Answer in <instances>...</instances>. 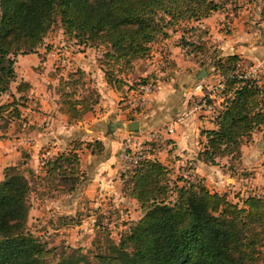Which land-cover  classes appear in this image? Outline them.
<instances>
[{"label": "trees", "instance_id": "trees-1", "mask_svg": "<svg viewBox=\"0 0 264 264\" xmlns=\"http://www.w3.org/2000/svg\"><path fill=\"white\" fill-rule=\"evenodd\" d=\"M227 1L0 0V96L16 79L14 57L20 51L36 52L57 22L66 39L83 46L105 47L100 59L104 79L121 91L116 72L146 56L151 42L167 38L168 30L183 21L210 16ZM260 14L264 18V6ZM188 44L201 54L210 52L205 41ZM238 61L237 54L223 56L215 49L208 61L222 77L224 100L214 119L216 129L201 130L205 141L197 159L207 164L224 156L238 160L241 146L252 132L264 128V84L247 76ZM85 76L77 69L60 81L71 86L70 91L61 93L64 100L76 94L77 84L89 92L71 102L77 119L92 111L100 97L96 88L88 89ZM30 87L28 82L18 81L15 91L19 96L0 101V130L10 120L21 119L20 106ZM141 111L136 108L135 112ZM93 141V145L86 144L91 153H104L103 143ZM79 149L80 145H74L71 150L41 158L44 174L38 178L55 188L51 180L57 176L60 194L75 192L86 179ZM17 165L4 167L0 180V264H257L264 253V197L249 195L239 205L226 193L211 191L197 176L179 177L182 183L178 184L171 181L168 166L156 158L142 159L122 174L121 192L135 199L143 214L121 233L119 241L107 236L104 242L98 240L93 251H57V246L48 247L27 226L33 177L25 176Z\"/></svg>", "mask_w": 264, "mask_h": 264}, {"label": "crops", "instance_id": "crops-1", "mask_svg": "<svg viewBox=\"0 0 264 264\" xmlns=\"http://www.w3.org/2000/svg\"><path fill=\"white\" fill-rule=\"evenodd\" d=\"M228 5L208 17L195 21L192 25L194 29L186 34L175 28L176 31L169 38L172 34V31H169L170 35L161 43L167 52L163 51L158 57L164 65L161 71L165 75L163 80L157 82L155 90L148 97L147 105L138 114V121L141 131L153 133L150 141L155 143L146 145L147 157L156 158L168 168L174 167L181 173L189 166V176L201 178L211 191L223 193L229 192L230 189H239L242 192L248 191V194L254 193L251 191L256 187L264 186L262 127L255 129L250 139L241 146L238 160L232 162L229 156H224L217 158L215 164H207L197 159L205 141L201 130L216 129L214 118L201 111L199 106L207 94L212 96L218 109H221L224 100L222 77L212 66L206 68L208 63L202 64L203 60L209 61L214 49L223 56L237 54L239 67L244 72L255 68L260 83L264 84V39L262 35L258 36L259 32H264L261 9L257 12L258 21H250L246 19V13L249 11L247 5H244V8H230ZM248 24L255 25L256 28L251 30ZM60 36L61 39L49 41L53 44L52 48L44 47L46 44L43 43L36 52L16 57V79L12 82L13 87L21 80L28 82L31 87L26 94V106L21 111L22 119L18 133L7 138L0 137V180L4 167L19 163H24L26 173L36 172L43 175L40 160L53 154L47 150L49 144L61 145L62 142L66 143L77 137L81 140L97 139L103 143L105 152L94 155L84 153V157L80 158L85 167L86 179L80 184L79 196L75 195L74 199L69 197L64 201L56 200L55 206L71 207L82 203V198L86 197L89 198L88 201H93L89 202L90 205L101 201L105 196L109 199L114 197L111 200L129 202V198L121 189L115 191L120 184L118 153L122 149L123 141L128 138L126 133L111 126L118 118L108 121L106 114L97 112L94 107V110L73 121L62 110L61 95L56 93L54 88L48 90V93L45 91V83L55 84V81L60 82L66 79L69 73L81 69L100 93L97 106H107L111 110L114 103L120 99V93L104 79L96 58L100 56L97 54L99 51L81 46L71 52L67 46L69 39L62 33ZM200 41H205L210 46L208 54H201L188 44ZM56 60L57 63L67 64L66 73L61 72L57 77L49 73ZM201 68H205L206 75L199 80L197 72ZM209 69H212L213 73H210ZM212 77L215 79L211 81ZM32 100L33 104H38L36 109H32ZM173 119H178L179 122L175 131L169 133L167 125ZM129 200L136 202L135 199Z\"/></svg>", "mask_w": 264, "mask_h": 264}, {"label": "rangeland", "instance_id": "rangeland-1", "mask_svg": "<svg viewBox=\"0 0 264 264\" xmlns=\"http://www.w3.org/2000/svg\"><path fill=\"white\" fill-rule=\"evenodd\" d=\"M226 4H229L228 7H241L244 8V5H247L248 13H246V19H250V21H258V13L260 9L264 6V0H228ZM225 4V6H226ZM251 13V14H250ZM249 23V22H247ZM195 24V21H183L179 25L176 26L177 30L183 31L185 34L191 30L194 29L192 25ZM250 29H255V25H250ZM192 26V27H191ZM228 27L229 25L226 24ZM253 26V27H252ZM175 28H170L168 30L173 32L176 31ZM226 30H229L226 28ZM62 28L59 22L53 25L52 29L47 33L45 38L43 39V43L46 45L44 47L52 48L53 44L50 43V40H56L61 39L62 37L61 32ZM230 32V31H229ZM228 34V31L226 32ZM262 35V39H264V32H259L258 36ZM257 36V37H258ZM184 37V36H183ZM180 38H175V40H179ZM73 40V39H72ZM163 38H158L156 41L151 42L149 44L150 50L148 54L142 58H137L133 60L130 63V66L127 69H124L122 71L116 72V77L120 80L121 83V91H118L119 94V100L114 103V108L109 110L107 106H97V103L94 107H96V111L106 114V119L108 121L112 119L121 120L123 122H130L134 120H139L138 114L135 112L137 106L136 104H131V95H133V92L138 91L139 86L138 84L142 83L143 81L147 80L148 83H152L156 86L157 82L163 80V77L165 73L161 71V68H164V65L160 62L161 59L158 58L163 51L167 52L165 48H163ZM59 41V40H58ZM74 41V40H73ZM42 43V44H43ZM41 44V45H42ZM82 46V45H81ZM58 47V43H57ZM95 48L99 52V57L97 58V63L102 69V65L100 64V59H102L103 52L105 51V47L103 45L100 46H88ZM76 50H71V52H74ZM22 51L18 55H22ZM17 55V56H18ZM16 56V57H17ZM16 57H14L15 61H17ZM205 64L208 63L207 59L203 60ZM15 65V64H14ZM67 64L64 63H57V60L54 64H52V67L50 68L51 74H53L55 77L56 75H59V73H66ZM210 65H206V68H208ZM64 69V70H63ZM117 69V68H115ZM241 69V68H240ZM255 69V68H253ZM109 70L112 71V68L109 67ZM242 70V69H241ZM256 70V69H255ZM210 73H213L212 69H209ZM243 71V70H242ZM256 73H258L256 71ZM62 78L64 76H61ZM85 83L88 87V89L95 88L93 86L91 79L87 76L84 78ZM215 78L212 77L211 81ZM55 84L52 82H49L48 84L45 83L46 86V92L48 93V90L55 89L56 93L58 92L60 97V102L62 105V110L68 115L69 119L73 121H77V118L74 117V111L72 110V100L77 99L80 95H86L89 92L86 91V88L84 86L78 85L76 94L72 97H69L67 100L63 95L61 94L64 90L70 91L71 86L65 85L62 82L55 81ZM113 88V87H112ZM131 89V90H130ZM155 90V88H154ZM19 94L15 91V87H13V83L10 84V90L1 94L0 101L5 103L8 101H11L13 97L17 98ZM51 98V96H48ZM100 100V97H99ZM28 101V98L26 101H22L21 103L23 105L20 106L21 111H23L24 106H26V102ZM135 103V102H134ZM32 109H36L38 104H33ZM147 103L145 104V106ZM144 106V107H145ZM93 107V110H94ZM142 107V108H144ZM83 117V116H82ZM81 117V118H82ZM131 118H135L132 119ZM22 119V117H21ZM21 119L19 120H10L7 124V126L4 129H1V135L0 137H9L14 134H17L20 128ZM80 119V118H79ZM262 127V126H260ZM118 131L126 133L128 135V138H130L133 133H128L126 128L118 126ZM117 128H114L116 130ZM264 130V128L262 127ZM80 141V142H79ZM79 142V143H78ZM87 143H94L93 140H81V138H74L70 141H67L66 143L62 142L61 145H53L49 144L47 146V150L50 151L53 155H56L57 152L61 151H68L73 149L74 145H80L81 149L77 150L79 153V157H84V153H91V147H88ZM153 141H145L146 145L154 144ZM54 149V150H53ZM146 152V151H145ZM94 155V154H93ZM51 156V155H50ZM221 160L218 162L220 163ZM233 162V161H232ZM24 163H19L17 166L21 168V172L27 176L28 178H31V185H32V191L29 194V203H30V210L28 215V221L27 226L31 230L32 233L39 236L41 239L47 242L48 247L50 246H57V251H61L64 248L67 251H71L73 248H80L83 252L93 251L96 248V244L98 243V240L102 239V242H104V239L109 236L114 241H119L121 237V233L126 231L128 229V226L136 221L142 214L143 211L139 207L138 203L134 202L132 203L131 200L127 199L129 202H119L118 200H111L114 199V197H111L110 199L105 196L101 201L94 202V204L90 205L87 199L89 198H82V203H79L77 205H72L71 207L67 208H58L57 205L55 206V201L60 200L64 201L66 199H74L75 195L79 196L80 194V187L78 186V189L74 193L70 194H60L58 192V189L61 187L59 177H53L51 180L53 183H55L57 186L55 188H52L50 186L49 181L42 180L38 178V174L36 172L33 173H26L25 165ZM23 165V166H22ZM82 162L80 161V168L85 173V167L83 166ZM186 167V165H185ZM170 170V179L173 182H177L178 184L182 183V180L179 179V177H186L189 176V174H185V172L181 173L180 171H176L174 167L169 168ZM248 173V172H246ZM122 172L119 173V181L120 184L116 187L115 191L117 189H121L122 187ZM86 176V173H85ZM85 181V180H84ZM83 181V182H84ZM82 182V183H83ZM81 183V184H82ZM248 191L242 192L239 189H230L229 192H223L227 194L228 199L231 201L238 203L239 205L242 204V199L249 195H257L264 197V186L260 185L259 187H256L251 192L254 193H246ZM126 200V201H127ZM72 201H70L71 204ZM62 208V209H61ZM69 217H72L71 220H67L66 224L63 222V219H68ZM262 240H264V237H262ZM261 250H264V247L261 248ZM260 258L257 261V264H262L264 261V253H262Z\"/></svg>", "mask_w": 264, "mask_h": 264}, {"label": "built area", "instance_id": "built-area-1", "mask_svg": "<svg viewBox=\"0 0 264 264\" xmlns=\"http://www.w3.org/2000/svg\"><path fill=\"white\" fill-rule=\"evenodd\" d=\"M67 46L69 48V51L76 50L77 48L81 47L80 44H77L73 40H69ZM245 74L247 76L258 79V73H256V70L253 68L249 69L248 71H245ZM155 87L156 86L154 84L152 85V83L140 85L138 91L133 92V95H131V104L137 105L134 108H139L143 110L144 108L142 107H144L147 103L148 97L154 91ZM222 88H224V85H222ZM199 108L201 109V111H204L208 115H211L214 119L220 110L217 108V105L213 101V98L210 94L204 96V99L200 104ZM178 122V119H173L167 125V131L169 133L174 132ZM131 133H133V135L123 141L122 149L118 153V157L120 160V171L123 174H126L131 171L142 159L149 158L146 156L145 152L147 151L145 141H150L153 133L144 132L140 129ZM190 170V167L187 166L185 174L190 173Z\"/></svg>", "mask_w": 264, "mask_h": 264}, {"label": "water", "instance_id": "water-1", "mask_svg": "<svg viewBox=\"0 0 264 264\" xmlns=\"http://www.w3.org/2000/svg\"><path fill=\"white\" fill-rule=\"evenodd\" d=\"M206 75V70L205 68H201L198 70L197 72V79H201L203 76ZM112 127H118V126H121V127H124L126 128L129 132H135V131H138L139 130V121L138 120H134V121H130V122H123L121 120H118L116 121L115 124L112 123L111 125Z\"/></svg>", "mask_w": 264, "mask_h": 264}]
</instances>
